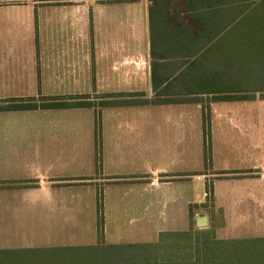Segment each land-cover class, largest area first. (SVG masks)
<instances>
[{
    "label": "crops",
    "instance_id": "1",
    "mask_svg": "<svg viewBox=\"0 0 264 264\" xmlns=\"http://www.w3.org/2000/svg\"><path fill=\"white\" fill-rule=\"evenodd\" d=\"M251 1H261L264 55V0ZM226 8L217 27L235 15L236 5ZM198 13L186 12L182 0H0V100L152 97V62L184 58L165 47L181 24L199 25ZM249 101H215L210 213L217 239L264 241V97L260 117L243 110ZM72 108L0 111V249L155 243L160 232L189 230L191 218L202 228L205 193L192 197L190 178L205 186L209 174L191 175V135L199 155L204 137L189 102L102 106L98 173L94 153L79 149ZM259 118L260 135L252 131ZM238 154L245 158L235 164ZM253 170L260 179L233 176Z\"/></svg>",
    "mask_w": 264,
    "mask_h": 264
},
{
    "label": "trees",
    "instance_id": "2",
    "mask_svg": "<svg viewBox=\"0 0 264 264\" xmlns=\"http://www.w3.org/2000/svg\"><path fill=\"white\" fill-rule=\"evenodd\" d=\"M170 0H162L168 4ZM185 11H199L196 28L181 24L177 38L166 44V54L182 60L152 62L153 96L109 95L98 104L86 97L62 100H0V111L38 108L102 107L106 105L199 103L250 100L264 97V55L261 38V1L182 0ZM236 5L235 15L216 25L218 10ZM253 25V28L251 27ZM231 34V35H230ZM232 42H229V38ZM174 38V37H172ZM203 43H198L199 40ZM154 55V52H151ZM165 70L164 73H159ZM178 71L175 76L167 72ZM98 123V120H97ZM99 134V123L95 129ZM62 258L61 264H264L262 238L217 239L211 229L160 232L155 243H130L77 247L71 252L51 249H0V264H27L32 253Z\"/></svg>",
    "mask_w": 264,
    "mask_h": 264
},
{
    "label": "rangeland",
    "instance_id": "3",
    "mask_svg": "<svg viewBox=\"0 0 264 264\" xmlns=\"http://www.w3.org/2000/svg\"><path fill=\"white\" fill-rule=\"evenodd\" d=\"M119 94H122L123 96H130L129 98L132 97H139L141 96L140 93H131V92H123V93H109V95H112V97H117ZM143 96H151L149 92H143ZM254 104L250 103L244 111L248 112V115L250 116L251 112H259V117L261 116V107L258 105L257 101H260V96L259 93H256L254 95ZM77 97H82V98H90L93 99L96 104H98L99 100L102 99H107L109 98L108 93H98V92H88V93H80L77 95ZM241 101V100H240ZM245 101V100H242ZM253 104V105H252ZM214 106H215V101L211 97H203L199 103H190V114L191 118H193L195 115L199 117V122H200V129L201 132L203 133L204 137V147L201 155H199L195 150L194 146L196 145V139L192 137L191 135V151H190V157H189V165H190V171L191 175H193L192 171H199L203 172L205 171L206 174H209L208 177L206 178V183L205 186L202 185L203 183L197 181L195 178H190V193L192 197H201L203 192L205 193L204 196V204L201 212L205 217H209V221L207 220L205 228L202 227L200 229H212V217L210 213V209H212V181L214 179V173H213V168L215 167V159L211 154V133H212V123L211 120L214 115ZM71 116L72 118H76L78 120V145L79 149H87L88 151H91L94 153V158H95V171L97 173L100 171V159H101V151L105 149L103 147V138H102V132H101V125L103 118L107 116V114H103V111H101V107L96 106L95 109L91 107H78V108H72L71 109ZM5 115L6 113H2ZM7 115H12V114H7ZM125 116H132L130 113L129 115L124 114ZM17 116V115H13ZM248 116V119L250 117ZM100 124L99 126V134L96 136L95 134V129L98 126V123ZM257 125L254 127L252 131L257 133V134H262V123L260 121V118L258 119ZM194 124V123H193ZM191 124V134L195 133V126ZM250 128V126L248 125ZM251 129V128H250ZM127 131V130H126ZM251 131V130H249ZM122 133H125L124 130ZM131 133V132H129ZM250 133V132H249ZM255 155V154H254ZM245 154H238L234 156V159H236L235 164L240 163L241 160L240 158H245ZM218 160V158H217ZM234 177L238 178H243L246 176V179H260V172L257 171H251L250 173H235L233 175ZM5 185V183H4ZM204 186V187H203ZM194 198V199H195ZM192 207V205H191ZM194 207V206H193ZM190 228L193 230H197L195 222L193 218H191L190 222ZM29 263L27 264H61L63 261H65L62 258H59L57 255H49L46 253H32L29 254L28 256ZM22 264V263H20Z\"/></svg>",
    "mask_w": 264,
    "mask_h": 264
},
{
    "label": "water",
    "instance_id": "4",
    "mask_svg": "<svg viewBox=\"0 0 264 264\" xmlns=\"http://www.w3.org/2000/svg\"><path fill=\"white\" fill-rule=\"evenodd\" d=\"M197 224L199 227H204L206 224L205 217L201 216L197 220Z\"/></svg>",
    "mask_w": 264,
    "mask_h": 264
}]
</instances>
